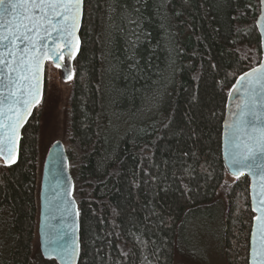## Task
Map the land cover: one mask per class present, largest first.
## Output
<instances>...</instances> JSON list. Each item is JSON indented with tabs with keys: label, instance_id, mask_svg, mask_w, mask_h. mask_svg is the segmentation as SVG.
<instances>
[{
	"label": "trees",
	"instance_id": "trees-1",
	"mask_svg": "<svg viewBox=\"0 0 264 264\" xmlns=\"http://www.w3.org/2000/svg\"><path fill=\"white\" fill-rule=\"evenodd\" d=\"M105 4L85 0L83 53L65 61L73 70L64 149L79 211L78 264H174L184 216L214 205L221 196L223 260L248 264L254 217L249 179L241 175L225 182L221 126L231 86L261 59L255 26L259 0H154L144 27L152 44L160 42L156 67L136 81L117 78L114 86L105 69L115 57L123 59V42L109 40ZM165 16L170 44L160 27ZM157 69L163 74L158 76ZM114 88L127 89L137 101L143 93L158 99L132 130L121 124L105 130L133 100L113 107L107 94ZM38 110L25 124L22 160L0 167V264H34Z\"/></svg>",
	"mask_w": 264,
	"mask_h": 264
},
{
	"label": "snow or ice",
	"instance_id": "snow-or-ice-1",
	"mask_svg": "<svg viewBox=\"0 0 264 264\" xmlns=\"http://www.w3.org/2000/svg\"><path fill=\"white\" fill-rule=\"evenodd\" d=\"M153 2L106 0L109 40L111 42L119 37L124 52L123 59L115 57L116 62H110L105 69L113 80L136 81L156 67L153 58L157 55L160 42L152 44L151 34L144 27L148 22L145 13ZM259 3L264 6V0H259ZM85 7V0H0V167L7 168L22 160L24 146L21 141L27 137L25 124L33 116V109L41 105L45 63L62 70L63 83L73 79V70L65 61L77 60L83 53L81 35ZM159 7L166 5L160 3ZM159 7L155 11L158 12ZM261 15L264 18V8ZM164 19L167 16L162 19L160 27L166 33L164 40L170 44V33L163 23ZM168 51L170 53L171 49ZM172 64L174 61L166 67H172ZM163 71L157 69L156 74L162 75ZM237 84L239 88L234 85L229 90L230 97L234 92L237 94V101L232 122L225 124L229 129L225 154L236 179L245 171L253 177L252 211L257 215L253 217L249 264H264V63L241 75ZM125 98L134 99V95L121 88H114L107 94L113 107L119 106ZM59 147L60 141L56 140L48 152L50 170L57 184L66 167L62 153L55 151ZM62 204L55 206V212L61 217L71 214L69 207ZM71 208L75 209L74 200L71 201ZM75 215L79 216L78 210ZM51 218L55 220L56 215ZM66 235L60 225L45 223L41 239L34 247V264L50 259H57L62 264H78L80 246L75 239V230L71 243L66 242ZM174 256V264H187L183 246H177Z\"/></svg>",
	"mask_w": 264,
	"mask_h": 264
},
{
	"label": "rangeland",
	"instance_id": "rangeland-1",
	"mask_svg": "<svg viewBox=\"0 0 264 264\" xmlns=\"http://www.w3.org/2000/svg\"><path fill=\"white\" fill-rule=\"evenodd\" d=\"M110 81L111 86L116 85L113 84L112 78ZM71 86L72 80L67 83L62 82L61 69L53 68L51 63L45 66L44 97L37 111L39 114L37 142L39 176L41 175L43 162L49 147L56 140H59L65 149L67 148L68 97ZM146 94L143 93L140 101L133 99L130 108L128 107L123 110L125 113L123 117L113 116L105 127V130L110 132L114 126L117 127L118 125H122L125 131L132 130L136 127V124L145 121V113H148L153 108L152 104L158 100L155 97H153L154 100H151L149 95ZM160 96L161 94L159 93V98ZM225 182L232 183V177L225 176ZM223 211L224 199L221 196L214 205L189 211L184 216L177 234V246L184 247L187 264H225L222 257ZM37 241L36 225V233L32 242L33 249Z\"/></svg>",
	"mask_w": 264,
	"mask_h": 264
},
{
	"label": "water",
	"instance_id": "water-1",
	"mask_svg": "<svg viewBox=\"0 0 264 264\" xmlns=\"http://www.w3.org/2000/svg\"><path fill=\"white\" fill-rule=\"evenodd\" d=\"M262 8H264V6L260 5L259 3V13L255 21V26L260 36L261 59L258 65L246 71L245 73H250L253 69L259 68L261 64L264 63V18H262V15H261ZM46 63L44 65L43 76H42L41 102L44 96ZM240 76L236 78L230 90L233 89L234 85L237 88L240 87V85L237 84V80ZM236 101H237V94L234 92L233 95L230 97L229 92H228L226 102H225L224 118H223L222 126H221V157H222V161H223L227 174L232 178H235L232 175L233 169L230 166L229 159L225 154L226 134L229 132V129L225 127V124L226 122L228 123L232 122V118H233L232 113L235 110L234 104ZM34 110L35 109H33V112ZM50 149H51V146L49 147L47 154L45 156L41 175H40V184H39V193H38L37 236H38V239H41L40 233L45 223L58 224L67 232V235L65 237L66 242L71 243L73 239L72 233L75 230V239L77 240V243L79 244V223H78V216L75 215V211L77 210L76 203H75V209L71 208V201L74 200L71 196L73 183H72V178L69 174L67 155H66L63 144L60 142V147L55 149V151L62 153L63 158H64V164L66 165V167L63 168V171L61 172L59 176V184H57V181L53 179V174L50 170V157L48 155V152ZM46 165H48V167H46ZM244 175L247 176L249 179V203H250V209L252 211L253 177L249 175L247 171H245ZM257 191H259L258 185H257ZM57 195H59L58 199H57ZM61 202H63L62 206L69 207L71 214L64 215L63 217H61L59 213L55 212V206L58 204H61ZM53 214L56 215L55 220L51 218ZM253 214L254 216L257 215V213L255 212H253ZM46 217H48L47 221L45 220ZM253 224H254V220L252 221V224H251L250 236H249L248 264H249V253H250V247H251V232H252ZM78 260H79V257H78ZM47 261H53L55 262V264H62V262L57 259H50Z\"/></svg>",
	"mask_w": 264,
	"mask_h": 264
}]
</instances>
